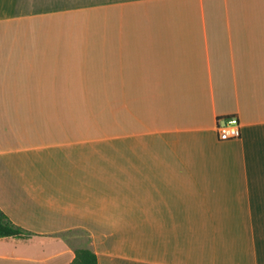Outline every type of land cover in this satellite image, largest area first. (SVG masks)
<instances>
[{
  "label": "crops",
  "instance_id": "0c3cea01",
  "mask_svg": "<svg viewBox=\"0 0 264 264\" xmlns=\"http://www.w3.org/2000/svg\"><path fill=\"white\" fill-rule=\"evenodd\" d=\"M0 210V264H264V0H0Z\"/></svg>",
  "mask_w": 264,
  "mask_h": 264
},
{
  "label": "trees",
  "instance_id": "16d2710c",
  "mask_svg": "<svg viewBox=\"0 0 264 264\" xmlns=\"http://www.w3.org/2000/svg\"><path fill=\"white\" fill-rule=\"evenodd\" d=\"M26 235L20 228L14 226L0 210V239L6 237L20 238ZM74 257L70 264H97V257L88 248H75Z\"/></svg>",
  "mask_w": 264,
  "mask_h": 264
},
{
  "label": "built area",
  "instance_id": "2783aa9c",
  "mask_svg": "<svg viewBox=\"0 0 264 264\" xmlns=\"http://www.w3.org/2000/svg\"><path fill=\"white\" fill-rule=\"evenodd\" d=\"M217 135L221 141L235 140L240 137V122L236 116H229L217 126Z\"/></svg>",
  "mask_w": 264,
  "mask_h": 264
},
{
  "label": "rangeland",
  "instance_id": "374dc122",
  "mask_svg": "<svg viewBox=\"0 0 264 264\" xmlns=\"http://www.w3.org/2000/svg\"><path fill=\"white\" fill-rule=\"evenodd\" d=\"M82 238H83V239H82ZM80 244L83 245V246L88 245V244H87V241H86V237H84V236L81 237Z\"/></svg>",
  "mask_w": 264,
  "mask_h": 264
}]
</instances>
